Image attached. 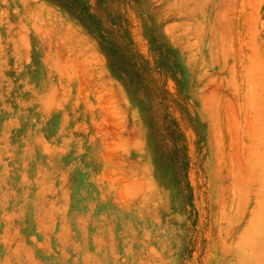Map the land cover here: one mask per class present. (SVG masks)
<instances>
[{
  "label": "rangeland",
  "instance_id": "1",
  "mask_svg": "<svg viewBox=\"0 0 264 264\" xmlns=\"http://www.w3.org/2000/svg\"><path fill=\"white\" fill-rule=\"evenodd\" d=\"M0 264H264V0H0Z\"/></svg>",
  "mask_w": 264,
  "mask_h": 264
}]
</instances>
